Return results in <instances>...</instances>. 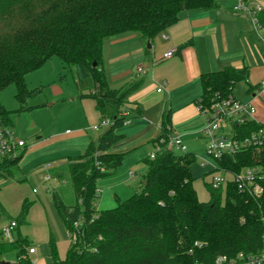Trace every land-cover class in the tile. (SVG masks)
Masks as SVG:
<instances>
[{
    "label": "trees",
    "instance_id": "trees-1",
    "mask_svg": "<svg viewBox=\"0 0 264 264\" xmlns=\"http://www.w3.org/2000/svg\"><path fill=\"white\" fill-rule=\"evenodd\" d=\"M217 0H0V92L10 84L16 87L19 108L14 112L0 103V125L12 128L11 115L29 111L27 101L38 90H28L24 77L41 68L51 58L76 71L78 98H90L100 121L111 125L90 142L83 155L68 159V173L76 199L64 206L52 195L58 218L68 233H76L64 259H59L55 240L49 239L53 264H213L217 256L229 258L239 253L258 254L264 244V181L262 195L252 199L234 184L212 189L206 184L209 201H198L193 189V154L174 156L170 150L158 152L147 160L146 175L139 192L111 210L98 212L97 180L115 173L121 157L109 153L122 135L115 129L137 114L120 117L126 101L140 84L134 82L115 90L109 87L103 69V40L135 33L147 43L177 23L185 11H212ZM258 32H264V8L256 15ZM264 40V33L262 35ZM182 46L180 49H182ZM264 60V44L258 45ZM246 67H224L200 76L203 108L216 100L233 98L235 86L243 82L252 92ZM132 114V115H131ZM134 115V116H133ZM171 114L162 117L161 135L151 141L163 148L170 134ZM264 124L254 120L234 127L233 138L243 140ZM164 149V148H163ZM22 153L2 157L0 179L12 177ZM223 170L239 173L243 168L264 167V146L247 148L218 161ZM31 205L23 203L16 227L24 224ZM96 216V219L94 217ZM82 221L77 233L73 223ZM25 239L5 242L0 233V256L15 252L16 262L30 264Z\"/></svg>",
    "mask_w": 264,
    "mask_h": 264
},
{
    "label": "rangeland",
    "instance_id": "rangeland-1",
    "mask_svg": "<svg viewBox=\"0 0 264 264\" xmlns=\"http://www.w3.org/2000/svg\"><path fill=\"white\" fill-rule=\"evenodd\" d=\"M233 2L232 6L235 5L234 0ZM227 5L225 4L224 7L226 8ZM253 29L255 34L257 30ZM262 33V31L258 33L259 35L256 33L255 39L264 44ZM138 39L137 34L126 33L103 40V69L110 88L118 90L124 82L128 84L137 82L130 74L141 64V61L133 56L132 52L137 46L147 48L149 44L145 41L140 44ZM250 44L253 48L255 42ZM234 48L243 50L244 47H240L237 40ZM123 53H128L130 57L120 60L119 63L108 62L110 57ZM256 54L253 48V58L246 57V60L251 63V69H256L254 77L258 80L264 75V67ZM119 70L127 73L121 78H116L120 74ZM115 74L117 75L114 76ZM24 83L28 90H38V92L27 101L31 110L11 115L13 126L10 130L17 140L26 144V147L19 150V153H22L19 169H15L12 177L0 179V233L7 223L16 222L21 207L26 201L31 205L26 222L15 228L12 232L13 239L15 241L19 238L25 239L30 244V248L32 246L35 249L36 255L30 257V261H35L37 264H53L48 244L50 236L55 240L59 259L64 257L70 236L58 218L52 195L56 196L64 206L76 204L68 173V159L83 155L85 145L90 142L96 143L105 129L93 131V128L100 124L95 101L90 98H78L80 88L75 69L62 65L55 57L38 70L28 73L24 77ZM154 88L149 90L151 97H148L147 101L153 100L156 96ZM233 93L239 102L245 103L249 98L247 87L243 82L235 86ZM15 95L16 87L13 84L0 92V103L5 110L10 112L18 110L19 105ZM150 102L139 103L142 120L130 127L126 128L123 125L115 129V134H123L124 137L110 146L109 153L119 155L121 165L112 175L97 180L99 200L94 206L98 212L114 209L117 203L127 202L140 191V182L147 172L145 162L150 160V155L154 153L150 142L156 140L161 132L137 143L134 142L135 136L146 133L150 127L160 129L163 111L168 110V106L164 108V103L155 102L151 105ZM259 102L262 103L260 108L255 103L251 106L256 111L259 109L264 113V102ZM180 103L176 100L172 103L174 128L169 138L179 139L185 146L186 153L194 154L196 157V162L190 170L194 179L193 189L198 201L206 203L209 201V194L205 185L210 179L204 174L209 169L202 168L200 164L207 162L213 165L214 162L206 155V143L202 132L205 120L201 117L198 119L195 116L184 115L178 110L181 107ZM126 108L130 109V106ZM134 113L135 111L132 110V114ZM168 143L169 139L166 144H162L163 148H166ZM168 149L174 156L185 154L175 147ZM127 173H131L135 180H131ZM47 177L49 181H46ZM1 262L8 264L16 262L15 252L11 251L0 256Z\"/></svg>",
    "mask_w": 264,
    "mask_h": 264
},
{
    "label": "crops",
    "instance_id": "crops-1",
    "mask_svg": "<svg viewBox=\"0 0 264 264\" xmlns=\"http://www.w3.org/2000/svg\"><path fill=\"white\" fill-rule=\"evenodd\" d=\"M243 1L264 8V0ZM216 2L217 7L212 11L194 10L182 12L179 15L177 23L149 42V49L137 46L135 51L132 52L133 56L139 58L141 64L137 66L130 75L140 86L126 101V106H130V112L132 113V110H134L137 114L136 119L125 125L126 128L142 120L139 109V103L141 104L142 101H151V105L155 102L164 103V108L168 106V110L163 111L162 117L168 111L170 112L171 132L174 128L172 124V103L175 102V100L181 102V107L178 110L184 115H190V117L195 116L199 119L201 116L197 112L196 104L201 96L200 76L202 74L220 71L224 67H231L236 70L244 67L248 69V80L253 90L248 93L249 98L244 104L252 105L255 103L257 107L260 108L262 103L259 101L264 102V93H257V85L264 79V75L256 80L254 77L256 69H251V63L246 60V57H248V59L250 57L253 58L254 48L255 53H257L256 55L259 57L264 67V60L258 49V44L260 45L262 43L257 42L255 39L256 33L259 35V32L254 34L250 17L247 14L233 12V0H217ZM225 4H228L226 8L224 7ZM236 39L239 41L240 47H244L243 50L234 48L237 41ZM137 41L140 44L144 42L140 38ZM248 41L250 43L255 42L253 48H251V44ZM182 46L184 47L180 49ZM169 50H175L174 55L169 59H163V55ZM129 57L128 53H123L122 55L110 57L108 62L119 63L120 60H125ZM139 67L143 69V74L137 77L136 69ZM119 73L120 74H115L114 76L117 75L116 78H121L127 72L119 70ZM146 83H149V85H146ZM127 84L128 83L124 82L122 85L125 86ZM155 86L158 88H154ZM153 88L156 96L153 100L147 101L148 97H151L149 90ZM160 88L161 91L157 92ZM233 98L237 100L234 93ZM98 117L100 118V116ZM254 121L259 124H264V113L259 109L258 111L255 110ZM156 129L157 128L150 127L146 133L143 132L138 134L135 136L134 142L145 141L150 138V136L153 137L155 134L161 132L159 128L158 130ZM159 134L161 135V133ZM120 135L124 137L123 134ZM88 144L89 143L85 145L84 150H86ZM152 149H154L153 145ZM208 173L209 171H206L204 174L206 178ZM128 174L129 173H127V175ZM128 177L131 180H135L134 176L130 177L128 175ZM31 248L33 247L31 246ZM65 254L62 259L65 258Z\"/></svg>",
    "mask_w": 264,
    "mask_h": 264
},
{
    "label": "built area",
    "instance_id": "built-area-1",
    "mask_svg": "<svg viewBox=\"0 0 264 264\" xmlns=\"http://www.w3.org/2000/svg\"><path fill=\"white\" fill-rule=\"evenodd\" d=\"M263 8L259 5H251L243 0H235V5L232 7L233 12L245 13L250 17L253 28L259 31L256 15ZM175 50H169L163 55V59L171 58ZM143 74L141 67L136 69L137 77ZM257 93H264V79L257 85ZM161 88L157 90L160 92ZM127 107V106H126ZM124 108L121 110L120 117L126 118L130 116V109ZM197 112L205 120V127L203 129L204 141L206 143V155L212 159L213 165L207 162H201L202 168H208L209 173L207 177L210 179L207 183L212 189H226L228 184H234L239 192L247 194L252 199H259L262 195L261 183L264 181V167L263 168H243L239 173H232L223 170L218 165V161L224 156H232L247 148H259L264 146V128H261L250 137L243 140H235L233 138V128L243 125L245 122L254 120L255 109L251 104L241 103L234 98L225 100H216L210 107L203 108L200 104H196ZM127 109V110H126ZM129 120H125L124 125L129 124ZM111 123L108 120L100 121L98 127H94L93 131L105 130L110 127ZM11 128L0 125V155L2 157H13L19 153L21 148L25 147V143L17 140L12 134ZM169 147H175L183 153H186V148L179 139L170 140L166 148L156 146L154 153L150 155V160H153L158 152L162 150H169ZM130 177H133L129 173ZM48 181V177L46 178ZM96 219V216L94 217ZM82 221L73 223V229L79 232ZM16 228V222L10 221L7 223L1 232L2 238L5 242L12 243L14 241L12 232ZM69 241H75L76 233H68ZM264 244V232L262 236ZM35 255V249L29 248L27 250V258ZM30 264H36L35 261H30ZM213 264H264V246L262 250L256 255H246L239 253L236 256L229 258L225 255L217 256Z\"/></svg>",
    "mask_w": 264,
    "mask_h": 264
},
{
    "label": "water",
    "instance_id": "water-1",
    "mask_svg": "<svg viewBox=\"0 0 264 264\" xmlns=\"http://www.w3.org/2000/svg\"><path fill=\"white\" fill-rule=\"evenodd\" d=\"M147 48H148V49L150 48V45H149V44H148ZM0 264H8V263L1 262Z\"/></svg>",
    "mask_w": 264,
    "mask_h": 264
}]
</instances>
